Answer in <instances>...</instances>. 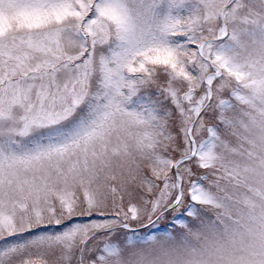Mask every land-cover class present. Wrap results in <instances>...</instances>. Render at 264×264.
Wrapping results in <instances>:
<instances>
[{"label":"snow or ice","instance_id":"snow-or-ice-1","mask_svg":"<svg viewBox=\"0 0 264 264\" xmlns=\"http://www.w3.org/2000/svg\"><path fill=\"white\" fill-rule=\"evenodd\" d=\"M0 264H264V0H0Z\"/></svg>","mask_w":264,"mask_h":264}]
</instances>
